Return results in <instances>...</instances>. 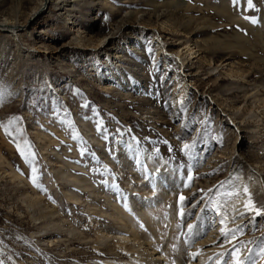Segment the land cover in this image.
I'll use <instances>...</instances> for the list:
<instances>
[{
  "label": "rangeland",
  "instance_id": "rangeland-1",
  "mask_svg": "<svg viewBox=\"0 0 264 264\" xmlns=\"http://www.w3.org/2000/svg\"><path fill=\"white\" fill-rule=\"evenodd\" d=\"M10 1L19 27L0 26V264L127 259L129 223L166 264H216L231 245L206 206L236 167L244 185L226 183L239 191L222 208L227 227L246 225L241 256L264 246V215H239L249 194L264 210V0H75L66 18L53 0L28 28L37 0ZM95 35L106 47L86 46Z\"/></svg>",
  "mask_w": 264,
  "mask_h": 264
},
{
  "label": "bare ground",
  "instance_id": "bare-ground-1",
  "mask_svg": "<svg viewBox=\"0 0 264 264\" xmlns=\"http://www.w3.org/2000/svg\"><path fill=\"white\" fill-rule=\"evenodd\" d=\"M75 0H64L63 2H64V5L65 6H67V7H69V8H67L66 10V14H65V18L69 15V13L71 12V10H70V7L72 6V4H73V2H74ZM12 1H10V0H0V26H2V27H11L10 29L11 30H5V28H3V29H1L2 31H6V32H10V33H12L13 35L14 34H16L17 35V32H18V30L16 31L15 30V28L16 27H19V25H12V18L11 17H9V10H7V8L9 9V7L11 6H9L8 7V5L11 3ZM22 2L25 4L26 3V0H22ZM53 3V0H37V2H36V4H35V6H33L31 9H30V11H31V17L29 18V16L30 15H28V18H26L25 20H24V22H23V25L22 26H20L21 28H24V27H27L28 28V25H29V22L30 21H32V20H35L42 12H43V10H41L40 8H41V6L44 4V3ZM28 4V3H27ZM227 4V3H226ZM225 4V5H226ZM37 6V7H36ZM211 6V5H210ZM227 7H228V5H227ZM213 9V8H212ZM225 9V8H224ZM223 10V9H222ZM225 10H227V9H225ZM224 10V11H225ZM217 11V10H216ZM228 11V10H227ZM229 12V11H228ZM227 12V13H228ZM153 13V12H152ZM220 13V12H219ZM223 13V12H222ZM232 18V17H231ZM11 21V22H10ZM25 22H28V24H25ZM120 26V25H119ZM21 31V30H20ZM98 35V34H97ZM96 36V35H95ZM93 38H94V36H92ZM92 37H88L87 38V41H88V43H87V41L85 42L86 43V46H93V47H96L98 44H102V45H104L105 44V41H106V38L108 37L107 35H104V36H96L97 37V39H93L92 40ZM94 40H99V41H101V42H95ZM104 47H106L105 45H104ZM121 56V54L120 53H118V54H116V56H115V58H119ZM109 65H111V66H115L114 65V63L113 62H110L109 63ZM241 162H239V164H240ZM154 169H156V168H153V170ZM238 174V170H237V167L235 168V170L233 171V174H232V177H231V181L232 182H230L231 184H238V185H240V186H242V185H244V183H243V181H241L240 179H237V177H234V175H237ZM169 181V178L168 179H166V182L165 183H167ZM245 185L247 186V187H249V188H251V187H253L254 185H255V183H253V182H248V183H245ZM169 189V188H168ZM172 189V188H171ZM163 190V189H162ZM157 191V190H156ZM158 191H159V188H158ZM166 193V192H165ZM168 194V193H167ZM151 195V194H150ZM157 195H159V194H157ZM156 195V196H157ZM146 196V195H145ZM150 197V196H149ZM152 197V196H151ZM158 197V196H157ZM150 200V199H149ZM157 200H158V198H157ZM146 201V200H145ZM147 201H148V199H147ZM110 202V204H111V206H112V208L114 207V210L115 209H118L119 207L114 203V202H112V200L111 201H109ZM148 203H151V202H148ZM148 203H144L142 206V208H145V206H147L148 205ZM239 209V208H238ZM98 212V211H97ZM114 215V214H113ZM211 215H212V217H213V219H214V222L216 223V222H218V225H221L220 224V219L222 218V217H220V216H218L215 212H211ZM114 216H116V219L117 220H120L121 222H123V221H126V222H128V219L127 218H125V217H123V215L122 214H120V213H116V215H114ZM147 216V215H146ZM113 218H115V217H113ZM126 224V223H125ZM130 224V223H129ZM125 225V231L126 232H131V234H130V241L128 240L129 239V237H128V239L126 240V241H129V242H126L125 241V237L123 238V240H120V244L123 246V250L124 251H126V254L128 255V256H126L127 257V259H120V258H117L118 257V255H115L114 254V256H110V257H107V258H105V259H102L101 261L99 260V261H94V260H88V261H86V262H83V261H78L76 264H166V263H164V262H162L161 261V259L162 258H160V257H162L161 255H159L158 257H156V255H157V253L156 252H154V248L151 246V243H150V236L149 235H147L146 237H144V238H142L139 234H138V232L135 230V229H133V228H131V226L132 225ZM100 226L99 227H97V230L95 231L96 232V234H97V236L99 237V236H101V235H103V234H101V230H100ZM104 232V231H103ZM101 234V235H100ZM107 235V234H106ZM50 240V239H49ZM114 248V247H113ZM117 249V246L115 247V250ZM114 250V249H113ZM149 250H151V251H149ZM116 252V251H115ZM116 254H119V252H116ZM160 254V253H159ZM154 257V258H153ZM156 257V258H155ZM153 258V261L152 260H150V259H152ZM160 258V259H159Z\"/></svg>",
  "mask_w": 264,
  "mask_h": 264
},
{
  "label": "snow or ice",
  "instance_id": "snow-or-ice-1",
  "mask_svg": "<svg viewBox=\"0 0 264 264\" xmlns=\"http://www.w3.org/2000/svg\"><path fill=\"white\" fill-rule=\"evenodd\" d=\"M249 5H251V0H249ZM253 22H255L253 20ZM5 92L4 90L0 89V103L3 102L5 99ZM11 123V121L9 122ZM5 131L7 132V127L5 128ZM192 145L185 144L183 146V151L187 152ZM188 176H187V183H185V187H189L191 181L193 180L192 170L191 166H188L187 168ZM33 172H36V169H33ZM33 182H36V177H33ZM226 183L230 182H221L219 186L216 187V196L215 198H209L207 203V211L209 212H215L218 216L222 217L220 219V233L223 237V244H221V247L224 246V244H230L231 246L225 251L217 253L216 255L219 257V259L216 261V264H255V256H264V246H258L259 251L255 252L253 249H248V255L247 256H241V251L243 247V242L234 243L237 240V234H243L244 228L246 225H237L234 228H228L227 227V213L226 211H222V208H226L228 200H230L232 197L239 195V191L236 190L234 187L232 189H229L226 187ZM203 191V190H201ZM209 192H212V189L208 190ZM243 191L245 193H248V188L245 186ZM221 198H224V202L221 203ZM180 202H181V211L180 215L183 217L185 215L183 211V201L186 199L183 195L180 196ZM197 203H200L197 201ZM196 205H193L195 207ZM245 212H240V216H244L247 213L251 212L255 215L252 217L253 220H255L256 216L264 215V210H261L259 208H256L254 204L251 201V197L249 194V199L245 202ZM204 211V209H202ZM236 217L234 216L233 219ZM199 220L200 217H197ZM188 234L190 236H197L199 234L198 227L196 224H188L187 225ZM199 255V252L192 253L193 258ZM212 259V258H210Z\"/></svg>",
  "mask_w": 264,
  "mask_h": 264
}]
</instances>
